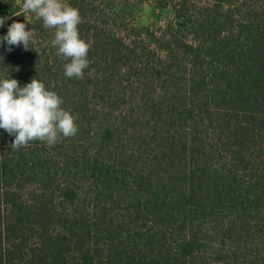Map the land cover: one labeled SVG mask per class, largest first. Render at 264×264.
I'll use <instances>...</instances> for the list:
<instances>
[{"label": "trees", "instance_id": "obj_1", "mask_svg": "<svg viewBox=\"0 0 264 264\" xmlns=\"http://www.w3.org/2000/svg\"><path fill=\"white\" fill-rule=\"evenodd\" d=\"M68 0L91 41L81 80L23 0L35 50L0 45V79L36 78L78 133L12 150L0 129V264H264V0Z\"/></svg>", "mask_w": 264, "mask_h": 264}, {"label": "clouds", "instance_id": "obj_2", "mask_svg": "<svg viewBox=\"0 0 264 264\" xmlns=\"http://www.w3.org/2000/svg\"><path fill=\"white\" fill-rule=\"evenodd\" d=\"M28 14L42 21L45 29L54 30L53 38L44 45L55 48L56 55L67 61L64 75L83 79L90 64L91 41L80 36L78 26L83 20L79 9L68 0H23L21 15L27 17ZM6 19L0 17V27ZM5 41L9 51L12 46L22 44L25 50L40 54L35 34L24 22H12L7 34L0 37V45ZM63 103L62 97L36 78L24 86L12 77L0 79V129L15 137L9 147L18 151L39 141L52 148L64 139L75 137L78 133L76 118Z\"/></svg>", "mask_w": 264, "mask_h": 264}, {"label": "rangeland", "instance_id": "obj_3", "mask_svg": "<svg viewBox=\"0 0 264 264\" xmlns=\"http://www.w3.org/2000/svg\"><path fill=\"white\" fill-rule=\"evenodd\" d=\"M155 4V0H150L140 6L136 20L137 24L161 25L170 18L171 13L163 10L159 11Z\"/></svg>", "mask_w": 264, "mask_h": 264}]
</instances>
